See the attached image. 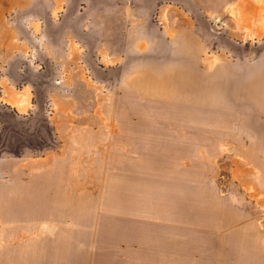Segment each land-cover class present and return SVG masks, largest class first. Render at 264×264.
Wrapping results in <instances>:
<instances>
[{
	"label": "rangeland",
	"instance_id": "rangeland-1",
	"mask_svg": "<svg viewBox=\"0 0 264 264\" xmlns=\"http://www.w3.org/2000/svg\"><path fill=\"white\" fill-rule=\"evenodd\" d=\"M115 1L0 0V73L4 69L32 73L36 67L40 74L33 79L40 105L45 100L47 115H53L56 106L44 84L51 80L61 84L65 78L62 65L50 60L61 49V31L66 41L78 28L72 24L78 9ZM141 3L190 12L166 15L175 22L169 26L165 20L164 27L195 31L197 52L206 56L200 66L212 71L214 89L212 99L198 102L200 109L165 108L138 116L181 118L190 124L197 119L198 124L209 125L186 128L207 133L221 129L218 188L191 189L180 183L178 189L107 192L108 175H101V189H96L100 196L94 198L87 188L93 187L98 175H79L85 188L83 207H53L44 220L40 207L0 206V264H73L67 261L75 254L67 250L72 245L85 249L84 264H264V0ZM12 55L18 60L14 62ZM81 63L84 76L92 79L90 67ZM82 88L78 96L84 102L74 116L89 117L87 88ZM0 116L10 120L4 110ZM43 117L39 106L36 123L40 124L33 130L0 126V155L17 157L24 165L46 151L60 153L66 143L45 131ZM166 154L164 160H171ZM179 155L182 163L188 161V150ZM59 159L54 156V164ZM69 177L65 175L63 184Z\"/></svg>",
	"mask_w": 264,
	"mask_h": 264
},
{
	"label": "crops",
	"instance_id": "crops-1",
	"mask_svg": "<svg viewBox=\"0 0 264 264\" xmlns=\"http://www.w3.org/2000/svg\"><path fill=\"white\" fill-rule=\"evenodd\" d=\"M132 1L135 4L116 0L114 4L84 6L78 9L75 21L68 19L78 28L71 30L72 37L66 41L61 31V49L50 57L62 65L65 78L61 84L54 80L44 84L56 106L53 115H47L45 100L40 105L34 82L40 74L36 67L32 73L1 71L0 111L8 112L10 120L0 118V126L31 131L40 124L36 123L40 106L45 131L56 133L66 143L60 153L46 151L24 165L17 157L1 154V207H40L44 220L53 207H83L85 188L78 179L86 174L98 175L93 187L87 188L94 198L100 196L96 189H101V175H108L104 180L107 192L178 189L180 183L191 189L218 188L216 157L223 141L221 129L211 133L188 130L186 126L209 125L198 124L197 119L190 124L181 118L138 116L165 108L200 109L198 102L212 99V71L201 69L206 56L197 52L195 31L164 27L165 20L170 21L169 26L175 22L166 15L190 12L183 7ZM11 57L14 62L19 58ZM82 61L90 67L92 79L84 76ZM82 86L87 88L89 117L74 116L84 102L78 96ZM187 102L192 105H184ZM118 111L125 116H114ZM181 150L189 151V159L183 163L177 156ZM165 151L171 160H164ZM54 156L60 158L56 164ZM65 175L70 177L63 184ZM125 195L131 199L130 194ZM68 249L75 252L69 263L84 264V248L72 245Z\"/></svg>",
	"mask_w": 264,
	"mask_h": 264
}]
</instances>
